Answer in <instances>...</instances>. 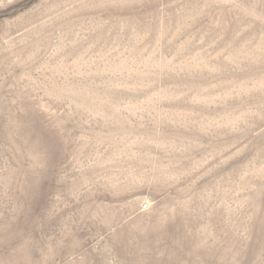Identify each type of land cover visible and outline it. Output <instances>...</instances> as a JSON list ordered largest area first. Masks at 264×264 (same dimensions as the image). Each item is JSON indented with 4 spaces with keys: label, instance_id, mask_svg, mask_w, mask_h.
<instances>
[{
    "label": "rangeland",
    "instance_id": "1",
    "mask_svg": "<svg viewBox=\"0 0 264 264\" xmlns=\"http://www.w3.org/2000/svg\"><path fill=\"white\" fill-rule=\"evenodd\" d=\"M0 264H264V0H0Z\"/></svg>",
    "mask_w": 264,
    "mask_h": 264
}]
</instances>
